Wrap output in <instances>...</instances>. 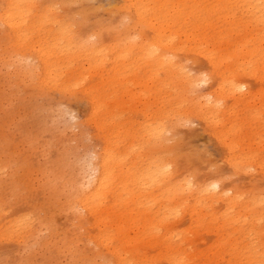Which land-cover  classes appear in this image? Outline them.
I'll return each instance as SVG.
<instances>
[{
  "label": "bare ground",
  "instance_id": "6f19581e",
  "mask_svg": "<svg viewBox=\"0 0 264 264\" xmlns=\"http://www.w3.org/2000/svg\"><path fill=\"white\" fill-rule=\"evenodd\" d=\"M3 1L4 37L37 59V84L60 91L80 87L89 98L88 120L102 149L94 176L75 187L68 205L84 211L79 219L84 216L95 229L89 228L87 237L108 249L113 264H123L131 253L169 264H217L216 258L225 254L227 264H264V194L226 186L222 175L205 179L193 173L187 178L183 165L168 159L166 137L191 115L207 120L233 169L253 164L264 175V124H257L261 129L252 126L264 123V0H124L150 35L134 42L120 34L112 46L102 42L107 35L101 32L95 33L96 42L73 36L56 18L49 19L54 16L51 5ZM49 20L57 27L42 31ZM109 48L114 53L111 67L103 69V53ZM183 56L201 57L209 72L201 78L186 73ZM197 80L211 81L203 101L190 95ZM130 85L141 90L136 94ZM125 95L143 105L144 123L129 126L117 120L125 106L138 110ZM256 100L259 107L252 104ZM183 211L191 216L194 231L211 229V245L182 249L185 237L170 234L167 227ZM0 218L9 227L22 221ZM101 225L104 229L96 231ZM244 235L248 239L243 242ZM145 245L156 247L155 253L141 251Z\"/></svg>",
  "mask_w": 264,
  "mask_h": 264
},
{
  "label": "rangeland",
  "instance_id": "374dc122",
  "mask_svg": "<svg viewBox=\"0 0 264 264\" xmlns=\"http://www.w3.org/2000/svg\"><path fill=\"white\" fill-rule=\"evenodd\" d=\"M36 2L37 5H51L54 8L51 15L54 13V16L49 19L56 18L60 26H67L73 36H83L84 40L96 42L95 33L101 32L107 35L102 37V42L112 46L121 39L120 34L134 42L150 35L145 26L135 22L133 12L124 7V0ZM4 4L0 0V9ZM34 14H37L36 10ZM50 20L42 26L45 28L42 31L57 27L56 24L50 25ZM4 31L0 22V215L4 219L16 217L22 221L9 227L0 218V264H113L108 249L87 237V230L95 229L84 216L79 219L84 211L79 206L68 205L75 187L94 176V162L102 149V140L88 120L89 98L80 87L60 91L58 87L38 85L37 59L29 52H20L11 40L4 37ZM113 55L112 49H105L103 69L111 67ZM182 62L185 72L191 76L201 78L209 72L201 57L183 56ZM87 66L85 63V68ZM87 71H82L86 79L90 76ZM64 75L65 72L61 77ZM127 77L131 79L128 74ZM247 83L253 85L250 79ZM129 87L136 94L141 90L135 85ZM210 90L211 81L197 80L190 95L196 101L198 98L203 101ZM123 99L138 110L131 112V108L125 106L119 111L117 120L127 121L129 126L144 123L145 117L140 113L143 105L137 98L129 100L125 95ZM252 104L260 106L258 100ZM257 124L264 123L260 121L252 125L261 129ZM213 127L212 123L193 115L184 118L166 133L170 151L168 159L181 163L183 175L187 178L192 179L193 173L205 179L222 175L226 186L235 185L244 192L264 194V175L253 164H246L239 171L233 169L226 160L225 147L213 133ZM215 207L222 208L218 204ZM190 219L187 212H179L169 222L167 230L170 234L179 232L185 237L182 243L185 251L211 245L215 239L211 229L194 231L190 228ZM261 225V239H264V222ZM103 229L101 225L96 231ZM245 235L240 239L243 242L248 239ZM155 248L145 245L141 251L152 255ZM132 255L123 254L126 257L123 264H169L163 258L142 260ZM228 259L229 255L225 254L224 259L217 257L216 263L227 264Z\"/></svg>",
  "mask_w": 264,
  "mask_h": 264
},
{
  "label": "clouds",
  "instance_id": "9594fccd",
  "mask_svg": "<svg viewBox=\"0 0 264 264\" xmlns=\"http://www.w3.org/2000/svg\"><path fill=\"white\" fill-rule=\"evenodd\" d=\"M242 87H246V86H242Z\"/></svg>",
  "mask_w": 264,
  "mask_h": 264
}]
</instances>
